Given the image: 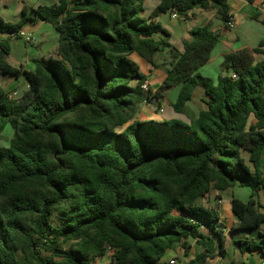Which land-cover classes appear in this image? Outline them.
Returning <instances> with one entry per match:
<instances>
[{
  "label": "trees",
  "instance_id": "trees-1",
  "mask_svg": "<svg viewBox=\"0 0 264 264\" xmlns=\"http://www.w3.org/2000/svg\"><path fill=\"white\" fill-rule=\"evenodd\" d=\"M144 1L25 5L15 24L0 14V75L29 83L18 99L0 86V140L13 130L9 145H0V264H95L108 248L109 264H169L166 252L179 244L188 256L191 239L203 252L190 264H204L226 256V238L218 212L200 202L235 187L252 195L248 202L232 198L240 221L234 231L264 227V59H254L264 56V42L225 55L215 81L198 70L220 33L211 24L196 27L180 52L158 18L213 10L226 25L229 1L158 0L149 16ZM40 20L58 32L59 58L35 59L33 72L13 67L12 37ZM165 50L166 77L145 93L147 78L131 56L155 66ZM176 87L171 106L188 124L136 118L142 104ZM199 87L206 108L195 115L187 105ZM235 245L264 255V233Z\"/></svg>",
  "mask_w": 264,
  "mask_h": 264
},
{
  "label": "crops",
  "instance_id": "crops-1",
  "mask_svg": "<svg viewBox=\"0 0 264 264\" xmlns=\"http://www.w3.org/2000/svg\"><path fill=\"white\" fill-rule=\"evenodd\" d=\"M57 2L58 0H0V14L5 22L15 24L21 18V12L25 5L31 8H37L39 6L54 5L57 4ZM158 4V0H145V15L149 16L156 9ZM228 4L231 8V14L234 21V27L232 29H228L226 25L221 23L216 12L213 10H195L192 17L188 20L179 17L173 18V14L169 13L163 14L158 18L163 27L171 34L170 44L180 52H183L184 40L190 38V32L196 27L211 24V29L220 33L219 41L212 51L210 61L198 70V73L202 76L210 77L215 81H217L218 77L224 73L222 70V63L225 55L244 48L253 50L259 46L260 42H264V0H229ZM234 30H236V32ZM21 31L31 34L33 38L35 35L38 36L39 41H37V44L36 41L34 44H30L26 41L28 44L33 45V50L29 49L27 56L21 61H14L15 63L11 62V59H14L12 57L11 47L10 53L7 56V62L10 65L16 68L23 67L24 69L33 72L35 70V59L42 57L59 58V34L49 22L40 20L33 24H26L19 30V33ZM19 33L17 35H19ZM7 37L8 34L2 35V38ZM159 38L160 36L156 37V39ZM159 54L160 53L155 57V64ZM131 58L139 64L142 74L147 78L146 82L151 86L150 89H153L155 92L165 79L166 71L170 67V64L169 67H166L164 72L160 71L156 66H153L149 70H144L142 65L145 61L141 57L134 54ZM254 59L255 62H259L264 59V56L255 53ZM1 82H5L8 86H15L16 83H19V78L15 79L0 75V86L5 89ZM174 90L177 91L176 96L178 97L180 87L165 92L163 98L167 97V95ZM196 97L202 104V107L198 108L197 111L192 106ZM205 100H207V97L203 88H197L193 95L192 102L187 105L189 111L198 115L201 109L206 108ZM173 103L171 102L170 105ZM153 116L139 118L138 120H150ZM182 118L189 122L187 116ZM160 121H162V118H160ZM261 169L264 171V149L261 157ZM237 188L243 189L244 192H239ZM245 189L247 188L235 187L228 189L225 192H211L207 196L210 201V207L208 208L216 210L220 217V225L224 230V236L226 238V256H217L214 259L207 260L204 264H264V255L262 253L242 251L235 245V242L237 241L250 242L258 240L260 234L264 233V227L252 230L237 229L234 231V228L238 227L240 221L232 211L231 200L234 197L244 202H248L251 198L252 192L250 189H248V191ZM259 201L264 205V189L259 193ZM261 211H263V209H261ZM201 252H203V247L197 244V242L192 243L189 255L186 257L184 256V260L182 261L183 264H190V262L195 259L196 255ZM181 253L182 251L179 244H175L166 252L162 262L169 263L172 259L177 261V257L178 255H181Z\"/></svg>",
  "mask_w": 264,
  "mask_h": 264
},
{
  "label": "rangeland",
  "instance_id": "rangeland-1",
  "mask_svg": "<svg viewBox=\"0 0 264 264\" xmlns=\"http://www.w3.org/2000/svg\"><path fill=\"white\" fill-rule=\"evenodd\" d=\"M220 22L222 23V21L220 20ZM236 32V30H234ZM36 44L37 41H39L38 36H34ZM11 47H12V57L14 58L13 60L11 59L12 63H15L14 61H21L22 59H24L27 56V52L29 49L33 50V45H30L26 42V40L24 38H17L15 36H13V39L11 41ZM35 49V47H34ZM170 54L168 50H165L163 52H160V54L158 55L157 59H156V64L155 66L157 68L160 69V71L164 72L166 70V67H169V60H170ZM144 70H149L150 68H152L153 66L150 65L149 63H145L142 65ZM2 85L5 87V89L7 90L8 93L11 94V97L13 98H20L23 93L25 91H27L28 87H29V83L27 81V79L23 76L19 78V83H16L15 86H8L5 82H1ZM151 88V86H150ZM152 92L153 89L151 90ZM177 91H171L167 97L163 98L160 100V102H158V100L156 98H152L150 101L144 103L141 105L139 112L137 114V119L139 118H144V117H150L153 116V120L155 121H160V118H162V121H169L171 119H176L184 124H188L189 122L184 120V118L182 117H186V115L183 114H177L174 112L172 106L170 105V103L175 102L177 99ZM193 108L197 111L198 108L202 107L201 102L199 101V99L196 97V100L192 103ZM13 136V130L10 127H7V129L5 130L4 134H3V140H0V145L2 146H8L9 145V140L12 138ZM237 190L239 192H244L243 189L237 188ZM246 191H248V188L245 189ZM214 192V191H212ZM202 205H204L205 207H210V201L208 200V198H204L203 200H201L200 202ZM60 220L58 215L56 214L52 220V224L55 226H59L60 225ZM196 242L195 240H190V243H194ZM73 246V242L72 241H68L66 244H64V248H70ZM41 253L43 255L48 256L49 253L47 251V247H44L41 250ZM109 260L110 257L106 256L105 259H100L98 264H109ZM184 260V256L181 253V255H178L177 257V262L178 264H181V262ZM97 262H95L96 264ZM183 264V262H182Z\"/></svg>",
  "mask_w": 264,
  "mask_h": 264
},
{
  "label": "built area",
  "instance_id": "built-area-1",
  "mask_svg": "<svg viewBox=\"0 0 264 264\" xmlns=\"http://www.w3.org/2000/svg\"><path fill=\"white\" fill-rule=\"evenodd\" d=\"M229 1V0H228ZM173 18H177L178 16L173 14L172 15ZM227 28L228 29H232L234 27V21L233 19H231L227 24H226ZM19 35L21 37H23L24 39H26V41L30 44H34L35 43V40L34 38L32 37L31 34H27L25 32H20ZM142 89L144 90L145 93H149L150 92V85L148 82H145L143 85H142ZM114 250L111 249V248H108V256H111L113 254ZM100 259L97 260V263L99 262ZM169 264H177V261L175 259H172L169 261Z\"/></svg>",
  "mask_w": 264,
  "mask_h": 264
}]
</instances>
